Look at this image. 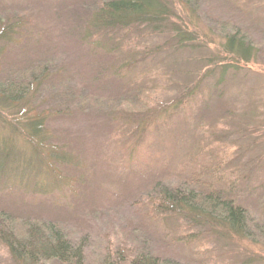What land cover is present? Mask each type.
<instances>
[{
  "label": "rangeland",
  "instance_id": "obj_1",
  "mask_svg": "<svg viewBox=\"0 0 264 264\" xmlns=\"http://www.w3.org/2000/svg\"><path fill=\"white\" fill-rule=\"evenodd\" d=\"M104 1L0 0V28L12 27V39L17 40L15 46H9L0 55H3L0 69L6 66L5 62L16 63L10 60L12 54L35 59L48 56L59 76L72 75L74 80L54 86L52 92L60 94L72 89L71 114L61 120H46L53 128L49 131L52 139L66 138L72 145L73 155L65 154L64 160L78 156L85 163L83 167L69 162L55 165L63 181L54 192L39 195V189L32 192L24 188L21 177L25 173L21 172L28 167L12 157L22 166L13 173L11 182L14 184V177L20 181L9 190L0 189V211L6 209L17 215L58 221L67 225V230L72 228V235L86 232L89 246L84 250L85 262L100 264L104 245L113 251L136 244L129 232L142 223L140 217H145L147 207L136 209L130 203H139L141 194L158 181L175 188L180 179L190 177L193 171L199 173L212 162L221 161L225 164L218 174L222 172L231 176L233 182H239V204L247 209L254 225H264V0H190L188 6L171 0L178 18L173 20L175 24L196 35L191 44H203L204 49L198 51V56L190 49L153 52L172 35L165 30L154 34L146 31L137 43L149 56L138 63L134 76L135 86L140 81L144 90L140 101L133 100L130 105L123 104L126 79L114 75L116 63L121 66L125 58L101 55L83 42L85 16L93 5L99 6ZM221 30L244 35L258 56L254 55L247 65L238 64L239 73L227 74L222 83L216 84L219 72L206 75L212 66H206L202 60L210 52L222 57L214 51L224 42ZM195 85L197 89L193 90ZM51 98V95L35 98L33 111L37 114L43 107H55L57 104L50 102ZM111 109L130 110L133 114L141 109L137 116L144 117L140 126L134 119L129 123L135 137L124 133L121 126L125 121L122 118L116 121L108 114ZM23 111L19 109L20 113ZM117 126L122 131H117ZM4 137H14L19 147L27 149L26 138L13 133L0 120L1 143L7 141ZM52 139L49 143L55 145L57 142ZM224 154L229 159H224ZM35 164L38 162L33 160V167ZM47 169L50 172L49 166L41 163L36 170L32 169L31 173L39 177L37 188L44 186L41 179ZM245 171L251 172L247 185L242 183ZM78 176L76 183L74 178ZM147 218L149 221L144 224L154 253L179 264L204 259L198 258L199 251L192 245L162 243L161 240L169 242L182 235L186 229L184 222L170 221L165 226L160 218L154 222ZM193 230L207 247L206 259L202 261L205 264H246L242 262L249 253L243 252L244 248L263 259L250 264H264V236L261 242L258 235L252 239L256 243L243 241L242 250H237L234 240L213 243L215 236L211 233ZM0 264H14L2 246Z\"/></svg>",
  "mask_w": 264,
  "mask_h": 264
},
{
  "label": "trees",
  "instance_id": "obj_2",
  "mask_svg": "<svg viewBox=\"0 0 264 264\" xmlns=\"http://www.w3.org/2000/svg\"><path fill=\"white\" fill-rule=\"evenodd\" d=\"M177 1L183 6H188L190 0ZM173 20L176 21L178 18L173 12L171 0H106L99 6L93 5L89 15L85 16L83 20L85 29L82 31L83 42L101 55L115 54L123 56L125 62L131 60L127 64L120 63L121 66L116 63L118 68L114 73L120 80L126 79L122 94L123 104L130 105L133 104V100L140 101L144 90L143 83L140 81L138 86H135L134 76L138 63L149 56L143 49L138 48L140 45L137 43L144 38L146 31L154 34L165 30L172 35L157 48V51L155 49L153 52L190 49L198 56V51L204 49L203 44H191L196 39V35L184 32ZM221 32H223L221 36L224 42L214 51L219 52L222 57H217L210 52L202 60L205 61L206 66H212L205 73L206 75L219 72L220 79L215 82L216 84L222 83L223 77L227 74L239 73L238 64L247 65L254 55L258 56L256 48L246 41L244 35L224 30ZM13 35L12 27L0 28V55L9 46L17 44V40L12 39ZM19 45L21 44L17 46ZM26 48L27 45L24 46V49ZM10 58L16 63L5 62L6 66L0 69V114L2 115H0V120L13 133L22 134L29 145L25 144L27 149L19 147L13 140L15 136L4 137L7 141L0 142V189L3 191L5 187V190H9L8 188L18 183L20 181L18 177H14V184L11 182L12 175L19 166L24 165L28 167L26 172H21L25 173V176H19L24 188H27V191L31 189L32 192L34 189H39L37 192L39 195H48L57 190L63 181L60 177L62 174L56 172L55 165L69 162L73 166H85L83 160L75 155L67 162L64 160L65 154H71L72 145L66 138L52 139L49 131L53 128H50V123L46 120L50 118L61 120V118L69 117L71 99H73L72 89L64 90L60 94H52V92L54 86L70 83L74 78L70 73L67 77L59 76L56 66L48 56L35 59L32 56L17 57L12 54ZM168 73L171 74V72ZM216 84L215 87H217ZM194 88L197 89V86H193V90ZM76 90H78L77 86ZM48 95L52 96L50 102H56L57 105L43 107L42 111L36 114L33 111L35 110L33 100ZM189 96L188 94L187 98ZM40 101L49 102L47 99ZM141 101L147 103L146 100ZM176 103L173 106L174 109ZM19 109L24 111L20 113ZM132 112L124 109H111L108 114L114 116L116 121L122 118L125 123L121 129L127 135L135 137L136 132L130 128L129 123L134 119L139 121L137 125L140 126L144 117L137 118L141 109L138 114ZM115 127L116 125L112 127L113 133ZM121 129L116 128L117 131H122ZM51 139L57 143L52 145L49 143ZM12 157L17 158L22 165L16 163ZM223 158L229 159L226 154ZM33 160L38 162L34 167ZM40 163L49 166L52 175L47 169L44 178L41 179L44 180V186L37 188L36 184L40 182L39 177L31 171L36 170ZM224 164L221 161H214L199 173L193 171L190 177L180 179L175 188L158 181L148 191L142 193L139 203L134 201L129 204L134 205L136 209L147 207L143 213L145 217H140L142 223L134 225L133 231L129 232L136 244L133 247L113 251L109 250L107 244L104 245L100 264H179L176 261H168L167 258L153 252V247L150 246L152 240L148 237L147 226L144 224L147 223V217L153 219L152 222L160 218L165 226L170 221L184 222L186 229L182 235L173 237L169 242L165 239L161 241L165 245L172 243L192 245L199 251L198 258L206 259L204 249L207 247L204 240L193 229H200V233L206 231L214 235V241H211L213 243L234 240L238 244L235 246L237 250H242L240 246L243 245V241L249 244L250 242L256 243L252 241L256 235L260 237L261 242L264 236V225H254L255 221L249 216L247 209L239 204V198H241L239 182H233L230 179L231 176L227 177L222 172L218 174V170L223 169ZM239 172L243 173V171ZM250 173L246 172L242 176L243 184L249 183ZM78 180L79 176L74 178V182L77 183ZM64 186L67 187V185ZM67 228H69L67 225L58 221H43L3 209L0 211V246L4 248L8 258L14 264H86L84 250L89 246L88 234L78 232L77 235H72V228L69 230ZM156 235L160 236L158 232ZM243 252H248L249 256L242 263L250 264L255 260H263L260 254L259 256L251 254L246 248ZM204 259L199 261L196 259L191 264H205L202 262Z\"/></svg>",
  "mask_w": 264,
  "mask_h": 264
}]
</instances>
